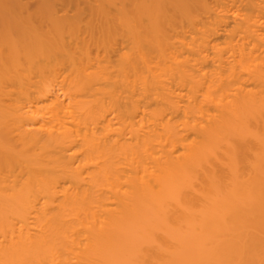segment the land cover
<instances>
[{
    "label": "bare ground",
    "instance_id": "6f19581e",
    "mask_svg": "<svg viewBox=\"0 0 264 264\" xmlns=\"http://www.w3.org/2000/svg\"><path fill=\"white\" fill-rule=\"evenodd\" d=\"M27 1L0 0V264H264V0Z\"/></svg>",
    "mask_w": 264,
    "mask_h": 264
},
{
    "label": "rangeland",
    "instance_id": "374dc122",
    "mask_svg": "<svg viewBox=\"0 0 264 264\" xmlns=\"http://www.w3.org/2000/svg\"><path fill=\"white\" fill-rule=\"evenodd\" d=\"M20 1V0H18ZM21 2H24V0H21ZM29 4H27V8H28V11L29 12H33L37 9V3L36 0H28L27 1ZM26 2V3H27ZM25 3V2H24ZM36 4V5H35ZM29 5V6H28ZM31 5V6H30ZM61 7H62V11L61 10ZM73 7V6H72ZM69 6V8L66 9V6H65V11H63L64 7L63 6H58L57 5V8L56 11L59 12V13H62V15H65V17H72L73 14H74V10H71L70 8H72ZM60 8V9H59ZM35 9V10H34ZM59 10V11H58ZM58 13V14H59ZM179 238L181 239L182 241V246H184V249L183 251L181 250V253L186 257L188 258L189 260V257L196 252L197 249H195L194 247L197 246V245H202L203 243V240L197 236L196 234L192 233V232H189L187 230L183 231L180 235H179ZM144 241V240H143ZM141 246H144V243L141 241V244H139ZM200 251L197 252V254L199 253ZM134 263V258L132 259L131 261V264Z\"/></svg>",
    "mask_w": 264,
    "mask_h": 264
}]
</instances>
